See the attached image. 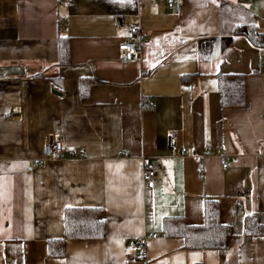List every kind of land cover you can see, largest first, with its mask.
Instances as JSON below:
<instances>
[{
    "label": "crops",
    "instance_id": "crops-1",
    "mask_svg": "<svg viewBox=\"0 0 264 264\" xmlns=\"http://www.w3.org/2000/svg\"><path fill=\"white\" fill-rule=\"evenodd\" d=\"M128 25L138 62L117 58ZM249 26L264 34V0H0V264H139L138 240L145 264H264V234L241 230L247 213L264 223V45ZM218 72L243 73L242 105L220 106ZM80 78L94 80L84 96ZM48 139L65 143L61 157L43 159ZM204 195L231 227L224 249L163 233L165 216L201 223ZM68 206L101 207L104 235L51 254Z\"/></svg>",
    "mask_w": 264,
    "mask_h": 264
},
{
    "label": "trees",
    "instance_id": "trees-1",
    "mask_svg": "<svg viewBox=\"0 0 264 264\" xmlns=\"http://www.w3.org/2000/svg\"><path fill=\"white\" fill-rule=\"evenodd\" d=\"M247 39L257 46L264 45V34L258 32L255 27H246ZM57 64L68 63L67 37H57ZM42 75V72L35 73ZM55 84L60 86V78L50 77ZM59 82V83H58ZM93 79L80 78L79 94L84 96L88 93ZM217 89L219 92L220 106H240L244 103V75L243 73H217ZM147 100L145 106H151ZM203 220L199 224H188L181 216H165L162 220L163 233L166 236H180L183 238V246L186 248H217L226 247V239L231 233L229 224L220 220L219 200L216 197L204 195L202 197ZM63 236L48 241V251L51 254L64 252V240L89 239L103 237L105 231V213L99 206H68L63 209ZM243 234H264V223L259 222L256 213L244 214L241 220ZM136 257V254H135Z\"/></svg>",
    "mask_w": 264,
    "mask_h": 264
},
{
    "label": "built area",
    "instance_id": "built-area-1",
    "mask_svg": "<svg viewBox=\"0 0 264 264\" xmlns=\"http://www.w3.org/2000/svg\"><path fill=\"white\" fill-rule=\"evenodd\" d=\"M174 4V0H167V6H172ZM129 34L126 37L120 39L117 44V58L121 62H138L141 59V32L139 28L134 25L127 26ZM178 139L177 132L175 130H171L168 137V144L171 149H174L176 142ZM65 152V143L62 140H46L42 145V156L45 160H55L62 156ZM181 153L186 154L187 151L185 148H181ZM205 154H211L212 151L209 149L204 150ZM70 156L79 155L82 156L83 152H79L73 154L72 152L69 153ZM39 163L38 159H31L28 162L27 169L32 170L35 166ZM228 164V160L225 157L220 158V165L221 167H226ZM155 174L154 165L146 160L142 164V180L145 185L151 186L152 185V178ZM203 175L202 171L197 172V177L201 178ZM155 236V234H152ZM134 250L136 254V258L139 264H145V243L143 240H138L134 243Z\"/></svg>",
    "mask_w": 264,
    "mask_h": 264
}]
</instances>
